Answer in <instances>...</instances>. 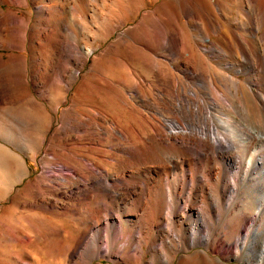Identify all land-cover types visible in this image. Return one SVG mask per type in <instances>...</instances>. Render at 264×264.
<instances>
[{"label": "bare ground", "instance_id": "1", "mask_svg": "<svg viewBox=\"0 0 264 264\" xmlns=\"http://www.w3.org/2000/svg\"><path fill=\"white\" fill-rule=\"evenodd\" d=\"M82 1L88 2L89 0ZM105 1L107 4V0ZM150 1L112 0L115 7L113 14L111 16L105 13L99 14V18L106 21L103 26L98 25L104 27L102 30L105 32L104 36L96 34L91 28H86L87 32L82 39H78L76 44L72 41V36L75 34L70 32L65 37L61 33L66 31L68 13L76 7L78 0H32L34 18L32 19L29 15L27 19V22L32 21L31 26L21 18L18 12L24 4L27 5V0H0V19L5 20L3 23L5 27H13V35L5 34V43L10 44V47L14 34L22 32L29 33L31 43L39 42L41 34H47L50 45L41 46L38 43V48L30 47L32 64L51 54L49 59L53 57L52 67L55 68L59 63L62 64L64 69L62 80L69 86L71 79L77 76V71L81 70L90 54L94 52L95 42L99 39L106 41L105 39L109 38L120 25H125L131 16L139 17L137 24L119 32L117 39L108 46L106 45L105 52L114 48L116 53L110 60V64L117 68L126 67L128 69L129 63L123 57L127 56L132 62L148 70L155 71L156 69L158 73L163 71L165 73L169 67L164 77L172 83L170 93L168 97L162 99L163 102H157L156 105L143 98L146 95L142 94L140 77L149 82L147 77L139 74L138 82L129 84L125 78L129 73L127 76L126 74L119 77L105 76L102 69L94 64L89 73H94L102 79V84H100L106 91L102 103L109 108L103 109L93 105L92 109H87L89 110L87 114L80 110L82 113L76 116L66 115L61 125L58 126L59 128L55 129L56 134L60 129V133L64 136H67L74 127L78 131L91 128L92 131H102L106 134L110 141V148H112L109 149L112 150L110 156L105 154L103 147L100 149L93 145V138H89L88 134V138H76L77 140L70 145H67L65 137L66 141L62 140V142L68 147L65 152L62 151L63 155L55 154L54 151L51 153L49 159L51 163L55 159L58 161L54 163L55 166L69 170L67 175L57 176L63 182H71L73 179L76 180V177L84 180L80 185L77 184L76 189L71 192L82 194V197L79 196L82 200L81 208L76 210L79 217L77 218L78 223L86 225L87 221L92 222L91 226H88V231L76 238L73 247L67 246L64 254L67 260L65 259L66 261L62 264H88V261L98 254L112 257V259L116 258L120 261L119 264H157L167 261L170 263L169 260L173 259L177 251L182 252L178 264H183L189 258L195 259L199 264L204 260L209 264H227L223 262V259L239 257L242 250H245L244 259L246 261L264 264V243L256 247L260 231L256 228L250 233L242 229L235 207L224 210V212L221 208L222 194L225 193L226 187H228L229 204L237 190V180L240 179L244 187L260 195L255 198V202L258 203L256 208L258 211L264 210V122H262L264 91L255 85V74L259 70L264 80V0L245 1L249 2V10H244L248 15V20L240 29L245 31L244 34L231 31L229 17L222 13L216 0L212 3L216 5L214 12L208 3V6L203 8L198 4V0L181 2L179 7L187 17L186 26L191 36L195 38L192 43L189 42L190 36L189 41L186 40L187 37L184 35L186 30L182 32L176 25L171 31L162 32L159 36L157 20L152 19L158 9L145 10V13L140 14V10L146 8ZM169 2L170 0H164L159 6L164 7ZM2 3L16 5L18 8L5 9ZM200 11H203L204 20L210 23L212 31L217 35L216 40L212 39L203 22L193 21L192 18L197 17ZM28 12L30 14L31 11ZM147 17L150 18L149 21L144 22V18ZM219 19L221 21L223 19L224 23ZM21 21L24 22L22 28L13 24ZM225 24L228 27V34L224 29ZM54 33H58V37L63 36L62 40L52 38L55 37ZM234 36L236 43L231 39ZM222 38L227 39L228 42L224 40L227 44L219 41ZM159 44L171 52L173 60H159L157 57ZM20 47L25 48L24 45ZM224 47L230 52L227 53L230 59L223 58L224 54L217 55L215 63L219 69L212 77L214 87L224 89L230 96L228 99H231L230 110L226 109L228 113L222 125L213 121L214 114L212 115L211 112V106L218 104L216 99L222 102L228 100L224 98V92H220L222 90L219 91L220 94L217 97L214 96L215 98L211 99V102L188 101L185 102L186 104L180 99V96L184 97V94L179 90L184 78L197 76L195 65L194 67L192 65L196 57L205 59L208 52L213 55L225 49ZM237 49L239 52L236 51ZM19 56L18 59L14 57L5 60V65L17 69L19 62L26 63L27 57ZM162 64L168 67L163 68ZM33 69L35 70L31 77L41 79L43 70L37 66ZM239 73L244 77H237ZM127 93L130 99H127ZM79 94L84 100L87 99L83 92ZM113 94L118 98V102L129 104H131L129 100L134 99L131 96L133 94L140 99L145 108L152 109L157 117L158 115L160 117L157 118L150 114L151 120L147 121L148 127L140 126L139 121L137 122L131 114L126 119H122L113 110L118 107V103L112 99ZM10 98L12 97L8 95H0L1 100L20 102V98L12 100ZM134 103L136 107L131 106V109L137 110L140 104ZM2 109L4 110V107ZM222 110L224 109L220 108V111ZM17 115H14V118H17ZM30 120L27 118V121ZM29 123L21 127H26ZM20 137L23 136L20 135ZM81 147L85 148L89 155L79 154ZM108 157L115 161L112 172H108L103 166V162ZM16 161L20 169H27L19 154L0 144V179L5 180L12 175L9 173V167ZM89 164L95 165V168H91ZM15 165L17 169L18 166ZM224 166L232 173L233 181L220 186V183L225 182L226 179ZM252 167L259 170L257 176L249 175ZM98 191L112 196L110 203L115 213L110 211L111 206L106 201L102 200V203L98 204L91 198V194ZM92 203L95 205L89 212V218H84V207L89 208ZM254 213H243L242 215L247 219L251 218ZM205 215L207 217L212 215L215 220L212 224L207 222L208 228L200 233V226L208 221ZM35 221L37 223L38 220ZM38 222L42 224L41 221ZM195 243H202L204 247L190 253L188 249ZM221 244L225 247L223 251L218 249ZM144 246L149 252L148 258L143 256ZM210 252L217 255H212ZM46 255L57 257L56 254L47 253Z\"/></svg>", "mask_w": 264, "mask_h": 264}, {"label": "rangeland", "instance_id": "2", "mask_svg": "<svg viewBox=\"0 0 264 264\" xmlns=\"http://www.w3.org/2000/svg\"><path fill=\"white\" fill-rule=\"evenodd\" d=\"M163 1L164 0H156L155 2H153L151 0V4L148 3V6H146V8H142L140 10V14L145 13L149 9L157 8L158 10H156L152 19L154 21L157 20L156 23L158 25H156L160 30L159 36L162 35V32L166 33L171 31L176 25L179 27L180 31L184 32L186 30L184 32V35H186L187 38H185L187 41L190 40L189 42L192 43L195 38L191 36L190 30L186 26L187 17L184 15L182 8L179 7V4L181 2H184L185 0H170L168 4L164 5V7L159 6ZM245 1L246 0H216V3H218L222 13H224L225 16L229 17V20L231 22L230 29L232 32L243 34L245 33L244 30H240L241 27H244V22L248 20L246 11L249 10V2ZM105 2V0H89L88 2L78 0L76 7L68 13V20H66V25H68L66 27V33L62 32L61 34L67 37V33L69 34L70 32H72L73 34H75V37L72 36V41H75L76 44L78 43V39H82L84 34L87 32L86 28H91L95 30L94 32L96 34L104 36L105 32L102 31L104 27L100 26H103L106 21L99 18V14L105 13L111 16L115 11L112 0H107V4ZM207 3L211 6L213 12L214 10L216 11V5L212 4L213 0H208V2L207 0H198V4L201 5L200 7L204 8L205 6H208ZM2 6L5 9L18 8L16 5H8L7 3H2ZM28 11H31L30 14ZM18 12L21 15V18L26 20V22L29 18V15L33 19L34 6L32 4V0H27V5L24 4L21 9H18ZM202 13L203 11H200L197 17L195 16L194 18H192L193 21L196 23L203 22L205 29L211 34L212 39L216 40L217 35L212 31L210 23L204 20V13ZM131 17L125 25H120L109 38L105 39L106 41L99 39L95 42L96 48L94 52L90 54L81 70L77 71V76L71 79L70 86L62 80L64 70L62 64L59 63L55 68L52 67L51 62L53 60L51 61V59L53 57L49 59L51 54H48L49 57H43L41 60H38L32 64V61L30 59V47L38 48V43H40L41 46L50 45L47 34H41V38L38 40L39 42L36 43H31L28 32H26V34L24 32L16 35L14 34L13 41L11 42L12 45L9 47L10 44L7 45L4 39L6 33L13 35V27H5L3 24L5 23V20L0 19V56L2 58V62L0 63V95H8L9 97H12L10 98L11 100L14 98H20V102L0 99V144L9 148L10 151L19 154L21 160H24V163L27 167V169L25 170L20 169V166L16 161L9 167V173L13 172V174L9 178H5V180H3L2 178L0 179V264H55L53 262L62 264V262L67 260L64 257V254L67 251V246L70 245L73 247L76 238L83 235L84 232L88 231V226H91L92 222L89 221H87L86 225L78 223L77 218L79 217L76 214V210L81 208L80 203L82 202V200L79 199V196L82 197V194L71 192L76 189L77 184L80 185L84 182V180L76 177V180L73 179L71 182H63V180H61L57 176L59 174L67 175L69 170L66 168L55 166L54 163H58V161L55 159L52 160L53 163L49 161L52 151H54L55 154H59L61 156L63 155L62 151L65 152L66 148L68 147L67 145L74 143L77 140L76 138L85 139L88 138L89 135V138H93V145L100 149L104 148V153L110 156V153L112 151L109 150L112 149L110 148V141L106 137V134L102 131H92V128L87 129L88 131H78L74 127V130L71 129V131L68 132L67 136L62 135V133H60V129H58L59 132L57 134L55 133V129L59 128L58 126L61 125L63 117L66 115L76 116L82 112L84 114H87V112L92 109L93 105L103 109L109 108V106H105L102 103L103 98L106 96V91L101 86L102 79L94 73H89L90 68L95 64L102 69L105 76L109 77H119L125 74V76H127V74L129 73L130 75L128 74V77H125L129 84H133L136 81L138 82V77H140V75L147 77L149 82L144 81L140 77V79L142 80H140L142 82L141 89L142 94H144V96L146 95V98H143L151 104L163 102L162 99L170 93L172 83L169 80H166V78L164 77L165 74H167L169 68L166 64L161 65V67L163 68L168 67L165 70V73L164 71L158 73L156 69L155 71L148 70L147 68L142 67L140 64L132 62L127 58V56L123 57L129 63L130 67H128V69H126V67H124V69L120 67L117 68L110 64V60L116 53L114 52V48H110L106 52L105 49L107 48L108 44L117 39L119 32L130 27L132 28V26L134 27L137 24L139 17ZM149 19L150 18L147 17L144 18L143 21L146 22L149 21ZM219 20L221 21V19ZM223 21L224 20L222 19L221 22ZM13 24L22 28L24 22L21 21ZM27 24L31 26V24L33 23L32 21H28ZM99 27L100 30H98ZM224 29L228 34V27L226 26V24ZM54 36L55 37L52 38H56L58 40L63 38V36L58 37V33H54ZM234 38L235 36L231 39L234 41V43H236V40ZM224 40L228 42L226 38H222L219 41L227 44ZM3 45H6V47H3ZM22 45H24L25 48H21L20 46ZM207 45H209V43H207ZM158 47L157 57L159 58V60H173V56L171 55V52L169 50H166L160 44ZM222 50L220 52H216L213 55H210L208 52L205 55L207 58L205 57V59H201L199 57H196L195 61L192 62L193 67L195 65L194 69L197 76L195 78H184L181 81L182 85L179 91H182V93L184 94V97L180 96V99L183 101V103L188 101L200 103L211 102V99L217 97L220 92H224L223 94L224 98L226 97L225 99H228L230 97L229 94L226 93L224 89L222 90L221 87H214L212 82L214 72L219 69L218 65L215 63L216 56H222L224 54L225 57L222 56L223 58L230 59V55H228L230 52L226 50V48ZM236 51L239 52V49H237ZM19 55L24 56L25 58L27 57L26 63L23 64L19 62L20 66L17 65V69L5 65V60L14 57H17L18 59V57H20ZM34 66H37V68H41V70H43V76L41 79H34L31 77L32 72L35 70L33 69ZM124 70H126V72H124ZM260 75L261 71L259 70L257 74H255V85L259 89L264 91V80ZM236 76L244 77L241 73L237 74ZM131 79H135V81ZM182 88L184 89L181 90ZM81 92H83V94L86 96V100H84V98L80 96L79 93ZM163 93H166L165 96ZM129 96L130 95H128L127 93V99H130ZM131 96H133L134 98L133 100H129L132 105L128 102H118V98L113 94L112 99L114 100V102L118 103V107L113 110L122 119H126L131 114L135 117L137 122L139 121L138 124L140 126L148 127L147 121L151 120L150 114L155 115L156 117L157 115L152 109L145 108L142 105L140 99L135 97L133 94H131ZM108 99L110 98L108 97ZM133 101L141 105L137 107V110L131 109V106L136 107V104ZM216 101L218 104L212 105L213 107L211 106L212 115L214 114L213 121L215 123L223 125V119H226L228 113L227 111L230 110L229 103L231 99L226 100L227 102H222L219 99H216ZM3 107L4 110L2 109ZM220 108L224 110L220 111ZM87 109L89 110L87 111ZM14 115H17L18 117L14 118ZM165 115L170 116L169 114ZM158 117L160 116L158 115ZM27 118L28 120H30L31 118V120L27 121ZM33 119L37 120H34L33 122ZM262 120V122H264V119ZM23 122L26 123L24 124ZM27 123L29 124L26 127H21V125L25 126ZM221 130L224 129L221 128ZM32 132L34 133L33 135L35 137L32 135ZM28 133H30V135ZM19 134L23 137L21 138ZM65 137L67 138V141L65 140ZM62 140H64V142L66 141L67 145H65ZM19 141L22 143H20ZM80 149L81 150L78 152L79 154L89 155L85 148L81 147ZM113 161L114 160L112 158L108 157L103 162L104 169L108 172L113 171V166H115V161ZM15 164H17L18 166L17 169ZM89 166L93 169L95 168V165L93 166V164H89ZM258 173L259 170L253 168L249 172V175L253 177L257 176ZM224 174L226 176V179L225 182L220 183V186L227 185L229 182L233 181L232 173L228 171L225 166ZM48 175L52 176L49 177ZM88 181H90V179ZM93 194H91V198L98 202V204H101L102 200L106 201L107 204L111 206L110 211L112 213H115L112 204L110 203V199L112 198L110 194L103 191H98ZM256 196L260 195H258V193H253L251 189L244 187V183H241L240 179H238L237 190L233 194L232 199L229 201V204L228 187H226L225 193L222 194L221 208L224 212V210L226 211L229 208L235 207V211L238 215V220L241 224L242 229H245L251 233L254 229L257 228L260 231V235L258 241L256 242V247H260V245L264 243V210L258 211V209L256 208V206L258 205V203L255 202ZM142 200H144V197H142ZM94 205L95 203H92L89 208L85 209L84 207V218H89V212H91V208ZM252 212L255 213L251 218L245 219V217H243L242 215L243 213L248 214ZM37 216H41L42 219H40L41 217L37 218ZM205 217L208 221H206L205 225L200 226V233H203L205 231V228H208L209 225H206L207 222L208 224H212V222L215 220V217H213L212 215L208 217L205 215ZM35 220L41 221L42 224H40V222L38 221L36 223ZM144 247L145 249L143 256L144 258H148L150 256L149 252L146 246ZM203 247L204 246L202 245V243H195L191 245V247H189L188 251L191 253L194 250L202 249ZM218 249L220 251H223L225 250V247L221 244ZM47 253L56 254L55 256L57 257H54L52 255H49L48 257L46 255ZM181 253V251H177L173 255V259L169 260L170 263H168L167 261L157 264H178L179 256ZM244 253L245 250H242L239 257H229L227 259H223V262L227 264H255L254 261H246L244 259ZM211 254L217 255L215 253ZM119 262L120 261L116 258L112 259V257L98 254L94 256V258H91L88 261V264H119ZM205 262L206 261L204 260L201 264H209L208 262ZM183 264H199V262L197 261L196 263L195 259L189 258L184 261Z\"/></svg>", "mask_w": 264, "mask_h": 264}, {"label": "crops", "instance_id": "3", "mask_svg": "<svg viewBox=\"0 0 264 264\" xmlns=\"http://www.w3.org/2000/svg\"><path fill=\"white\" fill-rule=\"evenodd\" d=\"M11 172H12V170H11ZM12 174H13V172H12ZM11 181V180H10Z\"/></svg>", "mask_w": 264, "mask_h": 264}]
</instances>
